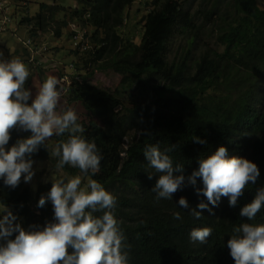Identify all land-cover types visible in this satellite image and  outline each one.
<instances>
[{
	"label": "trees",
	"instance_id": "1",
	"mask_svg": "<svg viewBox=\"0 0 264 264\" xmlns=\"http://www.w3.org/2000/svg\"><path fill=\"white\" fill-rule=\"evenodd\" d=\"M58 1L41 3L35 15H22L20 24L32 37L51 22L57 23V37L73 24L76 29L90 27V47L71 49L89 72L76 76L71 61L61 76L73 81L69 103L81 101L86 108L87 117L77 121L84 129L81 135L96 144L102 159L94 175L64 167L72 177L96 180L116 197L112 211L128 264H235L227 246L236 234L233 229L243 223L264 224V207L251 221L240 216L241 208L264 188V8L257 0H152L136 42L119 31L124 11L136 0H78L75 6ZM106 70L121 75L119 86L104 88L90 81ZM30 134L13 129L6 148ZM68 135H53L56 146ZM196 137L206 143L194 142ZM45 145L31 156L37 170L52 153L50 143ZM221 145L229 156L247 158L259 168L256 182L246 187L235 207L229 206L228 197L213 206L197 195L196 187L203 188L200 178L195 187L187 183L200 159ZM149 146L161 152L172 148L166 154L173 166L184 165L185 184L172 199L158 200L152 190L159 174L144 156ZM147 172L154 173L151 180ZM52 183L46 178L28 185L22 177L11 188L0 178V204L12 207L28 230L43 227L54 221V210L50 200L43 207L38 201ZM182 196L188 208L179 205ZM201 201L211 211L202 210V218L196 219L190 211ZM175 212L181 219L174 218ZM202 227L212 229L208 240L192 241L190 232Z\"/></svg>",
	"mask_w": 264,
	"mask_h": 264
},
{
	"label": "clouds",
	"instance_id": "2",
	"mask_svg": "<svg viewBox=\"0 0 264 264\" xmlns=\"http://www.w3.org/2000/svg\"><path fill=\"white\" fill-rule=\"evenodd\" d=\"M29 76V69L21 60L0 61V178L4 185L15 188L22 177L25 182H30L34 176L32 154L41 145L46 146L45 142L53 135L65 133L69 134L66 142L58 144L51 153L59 157L56 168L69 165L78 168L84 176L98 173L102 157L96 144L81 135L84 129L77 122V113L71 108L57 110L60 82L49 76L33 97L31 90L25 87ZM13 129L31 134L6 148ZM193 140L206 143L199 137ZM169 151L172 148L161 152L157 147L149 146L144 152L149 167L159 174L152 189L158 200L172 199L186 180L184 165L174 167L166 154ZM147 173L151 180L154 173ZM258 177L259 168L254 162L229 156L228 149L221 145L200 159L198 169L187 177V183L195 187L200 178L203 188L196 187L197 195L205 196L213 206L221 197H228L229 206L235 207L246 187L254 184ZM81 185L80 175L66 182L64 178L53 180L47 196H41L38 201V206L43 207L50 200L54 210V221L43 227L26 230L6 206L5 214L0 218V240L5 241L0 244V264H128L127 253L122 250L123 236L112 211L116 197L94 179H89L84 187ZM178 203L181 208L189 207L183 196ZM262 207L264 188L241 208L240 216L251 221ZM205 209L211 211L208 204L201 201L190 214L200 219ZM173 216L181 219L179 212ZM233 231L236 234L231 236L227 246L235 264H264V224L243 223ZM211 232L210 227L194 228L190 239L203 244Z\"/></svg>",
	"mask_w": 264,
	"mask_h": 264
},
{
	"label": "rangeland",
	"instance_id": "3",
	"mask_svg": "<svg viewBox=\"0 0 264 264\" xmlns=\"http://www.w3.org/2000/svg\"><path fill=\"white\" fill-rule=\"evenodd\" d=\"M54 1L58 0H7L8 5L7 13L12 17L11 21L8 23V30L0 32V61H10L12 59H19L26 64L29 69L30 76L26 81L25 87L31 90L34 97L35 92L42 86L43 82L49 77H55L59 82V91L61 93L60 100L58 104V111H66L71 108L80 118L87 117L86 108L82 102L75 101V103H69L70 89L72 86V79L69 76H61L64 71L74 61L73 70L75 75L79 74L85 75L89 72V68L80 62V55H74L71 49H76L75 44L71 38V27L64 31L62 37H57L55 29L57 23L51 22L47 30H39L40 33L36 37H32L27 30L25 25L20 24V18L22 15L33 16L39 11V5L41 3L53 4ZM152 0H136L132 6L126 8L124 11L125 21L123 26L119 29L123 36H131L136 42L140 41L138 36V31L141 29L140 21L142 16L146 14L152 6L148 5V2ZM24 6V4H26ZM57 3L63 4L65 6H75L79 3L78 0H60ZM258 5L264 8V0H257ZM60 16V15H59ZM137 26V27H135ZM16 28V29H14ZM81 34H85L86 31H90L89 28H80ZM135 30V32H133ZM68 34V35H67ZM32 41V49H30L25 42L28 40ZM214 40V39H213ZM211 41V45L214 46V41ZM180 42L173 45L176 49ZM216 45V44H215ZM90 47V46H89ZM88 47V48H89ZM57 48V49H55ZM60 49V50H59ZM221 50L222 48L219 47ZM59 50V51H58ZM83 50V49H82ZM81 50V51H82ZM76 66V69H75ZM72 67V66H71ZM73 73V74H74ZM61 76V77H60ZM121 75L113 72L112 70L98 71L91 77V82L99 85L100 87H112L120 85ZM31 103V98L29 100ZM87 114V115H86ZM135 132L126 138L124 144L125 147L132 141V137ZM137 134V133H136ZM46 142L50 143V151L56 147L53 137H51ZM55 159L56 161H54ZM58 160L56 157L50 155L49 159L43 162L40 170H37L35 163L33 164L34 176L28 185L37 184L43 182L46 178L49 179H60V178H71L72 176L68 170L63 167L62 169H57L56 165ZM82 184L87 183L86 178L82 177ZM88 181V180H87ZM82 186V185H81ZM6 206L0 204V217L2 218L5 213L3 209ZM11 210L12 207L7 206ZM26 230L24 219L21 217L17 220ZM5 243V241L0 240V244Z\"/></svg>",
	"mask_w": 264,
	"mask_h": 264
},
{
	"label": "built area",
	"instance_id": "4",
	"mask_svg": "<svg viewBox=\"0 0 264 264\" xmlns=\"http://www.w3.org/2000/svg\"><path fill=\"white\" fill-rule=\"evenodd\" d=\"M7 0H0V32L7 31L8 30V23L11 21L12 17L7 13L8 5L6 4ZM27 4V3H26ZM24 4V5H26ZM72 40L75 44L76 49L79 48L80 50L87 49L90 46V37L85 34H81L83 30L76 29L77 25H72ZM40 33V31H38ZM25 44L32 49L33 53L35 52L32 48V41L29 39L25 42ZM64 78V77H63Z\"/></svg>",
	"mask_w": 264,
	"mask_h": 264
},
{
	"label": "water",
	"instance_id": "5",
	"mask_svg": "<svg viewBox=\"0 0 264 264\" xmlns=\"http://www.w3.org/2000/svg\"><path fill=\"white\" fill-rule=\"evenodd\" d=\"M59 86H60V85H59ZM59 86H58V87H59ZM120 108H121V105H118V106L116 107L117 110H119Z\"/></svg>",
	"mask_w": 264,
	"mask_h": 264
},
{
	"label": "crops",
	"instance_id": "6",
	"mask_svg": "<svg viewBox=\"0 0 264 264\" xmlns=\"http://www.w3.org/2000/svg\"><path fill=\"white\" fill-rule=\"evenodd\" d=\"M79 28H80V27H79ZM14 29H16V28H14ZM71 31H72V30H71ZM71 36H72V35H71ZM55 49H57V48H55ZM59 50H60V49H59ZM59 50H58V51H59ZM60 77H61V76H60Z\"/></svg>",
	"mask_w": 264,
	"mask_h": 264
}]
</instances>
